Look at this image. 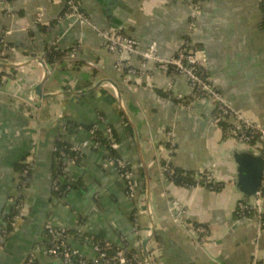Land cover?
Here are the masks:
<instances>
[{
  "label": "crops",
  "instance_id": "1",
  "mask_svg": "<svg viewBox=\"0 0 264 264\" xmlns=\"http://www.w3.org/2000/svg\"><path fill=\"white\" fill-rule=\"evenodd\" d=\"M78 1L90 25L71 26L63 19L66 0H0V39L16 47L0 57V222L16 200L24 203L22 220L0 250V264H27L30 258L32 264H64L46 254L48 220L70 232V247L89 261L97 258V239L124 246L146 262L143 245L151 234L152 264L264 260V226L235 221L245 198L235 155L259 153L226 137L213 122L214 104L193 98L186 77L158 71L153 63L142 68L141 58L129 54L123 57L143 75L119 70L120 56L108 51L92 27L121 29L142 50L154 44L163 57L174 56L188 40L203 51L206 72L227 102L264 124L261 0H203L193 24L195 0ZM54 45L67 57L49 66L45 59ZM67 122L93 125L105 137L111 128L114 154L134 167L136 200L127 196L116 167L105 166L106 145L72 156L74 163L65 164L57 182L69 185V192L54 196L56 141L72 147L89 137L83 128L68 131ZM27 160H33L32 175L23 171L19 179L15 166ZM165 165L185 175L214 173L220 185H176ZM170 200L185 208L189 222L209 228L205 245L173 220Z\"/></svg>",
  "mask_w": 264,
  "mask_h": 264
},
{
  "label": "built area",
  "instance_id": "2",
  "mask_svg": "<svg viewBox=\"0 0 264 264\" xmlns=\"http://www.w3.org/2000/svg\"><path fill=\"white\" fill-rule=\"evenodd\" d=\"M177 1V0H176ZM203 0H195L193 4V11L191 16V23L193 24L201 10V3ZM261 5L264 11V0H261ZM63 19L70 21L71 26L77 24L86 26L90 25L87 17L81 10L78 0H66V8L63 14ZM93 29L104 41V45L112 54L120 56L116 62L117 68L126 73V75L142 76L143 71L134 68L130 61L123 56L129 54L131 56H139L142 62V68L147 69L148 64L153 63L154 68L165 73L171 72L187 78L191 88L192 97L197 100H208L215 106L213 122L222 126L223 132L229 139L236 140L240 144L248 145L253 150L258 152L264 161V124L257 123L253 119L235 110L217 90L206 72L205 58L201 54V49L193 48L188 40H185L181 48L172 57L161 56L152 44L147 49L142 50L137 40L125 34L121 29L115 30H100L95 26ZM67 55L64 56L66 58ZM148 75V74H147ZM147 87L152 88L150 79L146 84ZM95 128L90 130L89 137L85 139L79 146H72L71 151L79 154L81 150L92 148L100 149L103 147L101 139L95 134ZM170 137L169 151L174 153L176 150L175 138L172 132L168 133ZM111 128L106 129V139L113 144ZM114 146V144H113ZM57 151V147H54ZM107 152L106 165L116 167L120 179L124 182L126 187V194L130 200H136L138 196V182L135 175L134 167L117 156H112ZM61 157H65L64 165L72 162L74 158L59 151ZM59 161V160H58ZM24 174L27 175L33 168V160L24 162ZM164 171L169 180L174 175L173 168L169 165L164 166ZM59 179L54 180V185H57ZM172 182V181H170ZM25 185V181L23 182ZM189 187H199L201 185L208 186L211 190L218 189L220 185L214 173L201 172L195 176V184H186ZM24 203L21 199L16 200L13 204L10 213L9 224L3 218V223L0 224V250L7 241V238L12 234L14 229L22 220ZM169 213L173 220L179 227L188 232H192L195 237V242L198 245H205L210 238V230L207 226L196 225L187 220V211L176 200L169 201ZM264 174L261 186L256 191L254 197L249 201L241 200L237 204L235 210L236 223L249 220L256 221L258 228L261 230L264 226ZM137 219H135L136 222ZM137 226V225H136ZM48 247L46 254L50 257L59 258L64 264H146L141 255L127 250L126 247H115L109 242H95L94 247L97 253V258L89 261L84 258L78 250L70 247L69 235L63 228L56 226L51 220H48L44 227ZM136 233H139L138 228L135 227ZM33 258H30L27 264H32ZM250 264H264V260L257 257L253 258Z\"/></svg>",
  "mask_w": 264,
  "mask_h": 264
},
{
  "label": "trees",
  "instance_id": "3",
  "mask_svg": "<svg viewBox=\"0 0 264 264\" xmlns=\"http://www.w3.org/2000/svg\"><path fill=\"white\" fill-rule=\"evenodd\" d=\"M16 47L12 44H8L4 41V39H0V57H9L10 52L15 49ZM65 54L61 51H59L57 49V47L54 45L50 50H48V54L46 56V63L49 66H54L57 63H60L62 61V58H64ZM3 77V73H0V82L2 80ZM66 129L69 130H75L77 131L80 128H83L84 130L88 131V133L90 132V130H92V128H94L93 125H81L78 123H74V122H67L66 124ZM95 134L101 139V142L103 145L107 146V151L110 155L112 156H116L115 150L113 148V144H115V138H114V134L112 133V138H113V144L110 142V140H108V138L106 139L105 136H103L102 132L100 131V129H96L95 130ZM106 142V143H105ZM56 147H57V151L54 153L55 159L59 160V163L54 164V171H53V175H54V180L58 179V177H60L61 175H64L65 173V169H66V165H64L65 163V157H61L60 155H58L59 151L64 152L66 155L69 156H75L76 153H73L71 151V146L68 143H64L60 140L56 141L55 143ZM24 167H22L20 164L17 166H15V170L19 172V179H21L23 177V171H24ZM173 176L171 178L170 181H172L174 184L176 185H183V184H191L194 185L195 184V174L194 173H187L186 175L182 172L179 171L177 169H173ZM32 173L29 172L28 176L31 177ZM69 192V185L67 184H62L59 182V184L54 185L53 187V194L55 197H61L62 195H65ZM9 218H10V213L5 215V220L8 222V227H10L9 224ZM3 218L1 219V223H3ZM67 234L69 235L70 232H67ZM11 236V235H10ZM70 237V235H69ZM9 238V237H8ZM105 242L102 240H94L95 242ZM7 242V241H6Z\"/></svg>",
  "mask_w": 264,
  "mask_h": 264
},
{
  "label": "water",
  "instance_id": "4",
  "mask_svg": "<svg viewBox=\"0 0 264 264\" xmlns=\"http://www.w3.org/2000/svg\"><path fill=\"white\" fill-rule=\"evenodd\" d=\"M118 98L120 99L119 89L116 86ZM38 95H41V89L37 92ZM237 159V165L239 170V185L240 189L243 192L245 198L244 201H249L250 198L254 197L256 191L261 186L264 174V161L262 156L252 157L249 152H239L235 155ZM252 165V166H251ZM251 221L243 220L238 222V225L246 224ZM153 234H151L152 236ZM151 236L144 242L143 248L146 256L147 264H152L150 259V253L147 247L148 242L151 239Z\"/></svg>",
  "mask_w": 264,
  "mask_h": 264
}]
</instances>
